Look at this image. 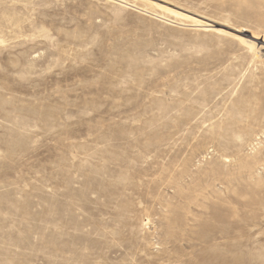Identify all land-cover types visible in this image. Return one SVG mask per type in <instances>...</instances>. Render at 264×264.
Returning a JSON list of instances; mask_svg holds the SVG:
<instances>
[{
  "label": "rangeland",
  "instance_id": "1",
  "mask_svg": "<svg viewBox=\"0 0 264 264\" xmlns=\"http://www.w3.org/2000/svg\"><path fill=\"white\" fill-rule=\"evenodd\" d=\"M264 0H0V264H264Z\"/></svg>",
  "mask_w": 264,
  "mask_h": 264
},
{
  "label": "bare ground",
  "instance_id": "2",
  "mask_svg": "<svg viewBox=\"0 0 264 264\" xmlns=\"http://www.w3.org/2000/svg\"><path fill=\"white\" fill-rule=\"evenodd\" d=\"M258 48H259V51L260 52H263L264 53V47L263 46L259 45Z\"/></svg>",
  "mask_w": 264,
  "mask_h": 264
}]
</instances>
